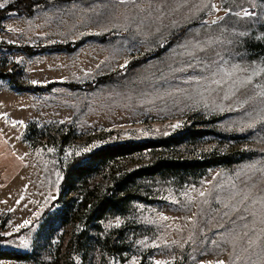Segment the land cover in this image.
<instances>
[{
    "label": "rangeland",
    "instance_id": "obj_1",
    "mask_svg": "<svg viewBox=\"0 0 264 264\" xmlns=\"http://www.w3.org/2000/svg\"><path fill=\"white\" fill-rule=\"evenodd\" d=\"M15 1L0 0V9ZM35 3L29 16L15 9L0 21V248L33 257L0 264H264V57L249 52L264 40V0ZM81 41L71 53L51 50ZM24 47L50 49L30 56ZM162 47L160 57L136 62ZM103 77L92 90L68 87ZM214 117L215 130L235 140L210 136L134 155L63 200L91 208L113 177L159 159L227 151L249 159L197 179L136 182L133 200L92 222L77 248L84 210L72 206L58 222L60 205L53 207L73 159Z\"/></svg>",
    "mask_w": 264,
    "mask_h": 264
},
{
    "label": "trees",
    "instance_id": "obj_2",
    "mask_svg": "<svg viewBox=\"0 0 264 264\" xmlns=\"http://www.w3.org/2000/svg\"><path fill=\"white\" fill-rule=\"evenodd\" d=\"M35 0H16L15 3L9 7L0 9V21L4 19L12 10L18 9L19 13L29 16L32 9L35 6ZM186 28H183L175 32L168 39V44L175 43L183 38ZM83 41L74 43L71 45H59L52 47L53 51H63L71 53L76 50ZM167 47H162L153 54L146 56L144 59H140L138 64H141L148 59H154L160 57ZM50 48H38L33 47L22 48L23 52L27 55H34L48 51ZM249 52L254 57H264V40L252 45ZM2 77V75H0ZM105 82V78H100L97 83H84L79 85H68L71 89L79 90H92L94 86H98ZM13 86L18 91H42L43 88H29L24 89L15 82H12ZM100 83V84H98ZM52 87H46V90H50ZM220 120L219 117H214L208 121H202L198 128L189 127L176 133L168 138L159 140H149L143 142H127L123 144L109 145L98 148L93 152L75 158L63 171V178L59 188V197L53 203V207L57 204L60 205L59 214L56 216L58 222H63L64 215L68 210H72V206L77 210L82 211V218L85 221L83 231L77 236V248L82 250L83 245L87 243L88 239V226L92 222H99L105 217L117 213H121L123 208L133 200L134 196L129 191L132 189L133 184L139 181H146L155 178H179L186 180L187 178L197 179L202 177L209 170L214 168L230 169L232 167L242 164L245 160L249 159V156L244 151H227L223 153H212L203 157L202 159L195 161H187L180 159H159L147 165L134 169L130 172H125L119 176L113 177L110 180L109 185L102 191L101 196L98 197L91 208H87L84 201L80 203L74 202L71 205L70 200L64 201L63 197L69 195L78 186L86 185L87 181L101 175L106 170H109L110 165L114 162L132 157L134 155H140L148 151H168L173 148H177L182 144H194L206 137H214L220 140L228 141L235 140V137L222 134L215 130V124ZM205 126V127H202ZM209 126V127H207ZM67 136H62L61 140L63 144L66 143ZM70 203V204H69ZM70 206V207H69ZM51 207L46 211L49 212ZM3 240L2 238L0 239ZM0 260H9L16 262H26L33 260L32 255L26 253H19L15 251H6L0 248ZM44 264V263H42Z\"/></svg>",
    "mask_w": 264,
    "mask_h": 264
},
{
    "label": "snow or ice",
    "instance_id": "obj_3",
    "mask_svg": "<svg viewBox=\"0 0 264 264\" xmlns=\"http://www.w3.org/2000/svg\"><path fill=\"white\" fill-rule=\"evenodd\" d=\"M3 6H4L3 4H0V8H2ZM215 7H216V5L213 4V5H212V8L215 9ZM246 15H251V13H246ZM262 71H264V69H262ZM33 83H35V82H33ZM217 83H219V82H217ZM262 95H264V93H262ZM173 127H174V128H175V127H179V125H178V124H177V125H173ZM85 151H87V149H85ZM76 154L79 155V152H77ZM200 195L203 196L204 193L201 192ZM165 219H167V218L165 217ZM28 223H29L28 221H25L24 225H21V227H25V226H27ZM117 223H119V221H118ZM18 230H19V229H18ZM219 264H224V262H223V261H220Z\"/></svg>",
    "mask_w": 264,
    "mask_h": 264
}]
</instances>
